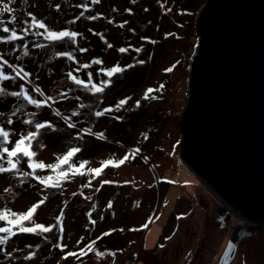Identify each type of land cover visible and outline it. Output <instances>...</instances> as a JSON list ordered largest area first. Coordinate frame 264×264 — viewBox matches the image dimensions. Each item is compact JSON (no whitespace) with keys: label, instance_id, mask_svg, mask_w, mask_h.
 I'll list each match as a JSON object with an SVG mask.
<instances>
[{"label":"rangeland","instance_id":"rangeland-1","mask_svg":"<svg viewBox=\"0 0 264 264\" xmlns=\"http://www.w3.org/2000/svg\"><path fill=\"white\" fill-rule=\"evenodd\" d=\"M5 3L16 9L14 14L18 18L13 24L10 19L13 13L5 12L0 16L10 28L19 30L24 27L22 21L31 20L27 16V12L31 11L57 30L67 27L83 33L82 37L76 38V43L49 42L45 47H50L47 49L50 58L47 59L42 52L43 47H32L40 37L30 32L20 41L27 44L30 57H23L22 50L11 52L13 46L0 44V52L6 53L5 58L10 63H21L33 73L27 81L18 79L27 88L31 89L33 83H40L54 98L61 89H72L64 95L72 107L71 121L75 127H69L64 122L62 112V116L52 112L53 106L60 111L62 109L57 99L38 110L31 105L24 108L25 112L37 111V120L47 119L56 125L55 130L47 126L42 129L39 139L46 147L38 149L41 158L46 163L54 162L56 156L53 153H63L76 146L80 151L72 160L86 159L92 166H99L101 160L119 159L129 149L139 147L140 152L135 155L129 153L124 163L108 166L99 175L69 173V179L56 180L58 188H45L34 177L23 185L11 176L8 181H0V206L7 202L14 209L26 210L27 206L41 198L40 193L43 192L48 200L40 207L38 222L56 225L49 232H17L3 247L9 251L16 249L13 256L19 259L6 258L0 251V264H219L228 248L233 227L241 222L249 226H258V223L243 218L228 206L199 179L181 156L183 133L180 122L188 102L192 61L200 46L196 25L207 0H135V3L132 0H100L98 4H93L92 0H5ZM85 3L89 4L88 9L79 7ZM56 4H60L59 10L55 8ZM127 8L133 11H125ZM81 12L85 13L83 17L68 23ZM97 12L103 15L95 20L87 19V16H95ZM122 21L128 23L121 27ZM0 34L5 33L0 30ZM108 44L112 47L109 48ZM128 45L132 47L128 48ZM78 47L88 51H74L75 61L55 54ZM120 47L127 48V51L120 52ZM137 47L141 48L140 52L135 51ZM93 57H99L104 64L92 62L89 67H82ZM139 60L144 63H134ZM117 62L121 66H133L112 77L113 82L102 94L103 99L101 94L77 88L67 78L69 69L75 74V69L80 67L76 75L86 79L91 71L93 79L99 82L107 77L96 69ZM169 67L172 70L165 72L164 69ZM49 68L53 70L51 74ZM5 71L11 69L6 67ZM37 75L39 81L36 80ZM5 85L17 90L10 81H5ZM149 87L153 92L145 98L144 92ZM125 96L130 99L123 107L113 108L100 117L94 115L96 110L116 104ZM7 99V103L0 101V110L11 112L20 106L16 98L9 96ZM136 100H140L139 106L135 104ZM81 103L83 108H79ZM73 109H78L79 114L74 115ZM116 116L122 119L117 120ZM23 119L24 116L17 113L12 127L31 130L22 124ZM4 120L5 117H0V122ZM84 127L91 131L76 137L75 131ZM95 132H102L106 138L94 136L92 133ZM142 133L147 134V139ZM26 161L27 158H24L21 167L31 171ZM36 171L40 175H54L51 169ZM101 181L110 183L102 184ZM9 182L12 189L4 193L3 189ZM109 201L112 202L111 207H108ZM62 209L65 213L63 234L59 222L55 220ZM222 209L229 212L226 223L222 221ZM90 212L96 221L94 227L88 220ZM101 216L103 219H100ZM3 223L0 222V225ZM24 223L30 226L27 221ZM85 224L89 227L85 228ZM108 229L115 231L101 236L95 245H89L92 251L85 248L86 255L79 252L90 238L94 239ZM81 236L85 239L77 244ZM61 242L68 247L61 250L54 246ZM37 244L39 248L35 247ZM95 249L104 254L97 255ZM29 251L36 256L27 259ZM64 252L75 255L64 257ZM233 256L230 264H264V230L258 229L242 238Z\"/></svg>","mask_w":264,"mask_h":264},{"label":"water","instance_id":"water-1","mask_svg":"<svg viewBox=\"0 0 264 264\" xmlns=\"http://www.w3.org/2000/svg\"><path fill=\"white\" fill-rule=\"evenodd\" d=\"M180 122L185 163L243 218L219 264L239 242L264 230V0H207L197 19ZM226 223L229 212L220 210Z\"/></svg>","mask_w":264,"mask_h":264},{"label":"snow or ice","instance_id":"snow-or-ice-1","mask_svg":"<svg viewBox=\"0 0 264 264\" xmlns=\"http://www.w3.org/2000/svg\"><path fill=\"white\" fill-rule=\"evenodd\" d=\"M135 3V0H132ZM93 4L100 3V0H92ZM0 5H4L0 7V16H3L5 12L13 13L11 16V22L15 24L17 22V16L14 14L16 9L9 6L5 3V0H0ZM60 4H56L55 8L57 10L60 9ZM84 9L89 8V4L85 3L79 5ZM147 10V9H145ZM167 10V9H166ZM127 12H132L131 8L125 9ZM85 15L84 12H81L79 16L74 17L72 21H69V24L74 23L76 20H79L80 17ZM103 13L97 12L95 16L89 15L87 19L95 20L98 17L102 16ZM27 16L31 17V20L24 19L22 21L24 27L21 29H17L16 27H9V24L4 20L0 19V30L2 33L0 34V44H7L11 47V52L15 53L18 50L21 51V55L23 57H30L31 53L26 43H20L23 40V37L29 34L31 31L37 37H44L49 42H68V43H76L77 37H82L83 33L77 32L72 30L71 28H63L57 30L56 28L52 27L48 23H46L44 18H38L33 12L28 11ZM127 21L120 22V26L123 27L127 24ZM30 25V27H29ZM43 29V31H40ZM130 31H135V29H129ZM89 31H94V29H89ZM170 35V33H168ZM104 38V37H102ZM105 42L107 43L106 38ZM141 39H150V37H141ZM155 43V41H152ZM32 47L34 48H41L44 47L42 44H33ZM108 47L111 48L112 45L108 44ZM132 45H128V48H131ZM142 47V46H141ZM79 52H87L88 49L84 47H78L73 51H64V52H56V56L60 57H67L70 60H77V57L74 55V51ZM120 52H126L127 48L120 47L118 49ZM136 52H140L141 48H135ZM6 53L0 52V101L4 103L8 102V97L11 96L16 98V103L19 104V107H16L14 111L7 112L0 110V117H5L3 122H0V181H8V177L11 176L13 179H16L19 184L23 185L26 180L30 181V178L34 177L36 181H39L41 185L45 188L49 187H59V184L56 183L57 179H69V173L73 175L79 174L84 175L87 173L89 176L95 173L97 175L101 174L102 170L106 169L108 166H118L124 163L125 160L129 158V153L135 155L136 153L140 152V148L137 147L135 149H129L128 152H125L122 157L119 159H111L105 158L100 161L99 166H92L89 160H80L74 161L72 158L76 153L80 151L79 147L72 146L69 147L63 153H53L56 156V160L54 162H45V159L41 158L38 149H44L46 145L39 139L42 136V129L47 126L48 128L55 130L56 125L50 120H37L36 117L38 115L37 111H30L25 112L24 108L26 105L33 106L34 109L38 110L47 105H50L54 99H66L67 97L64 95L65 92H71L72 89H61L59 93H57L56 97L52 94H48L44 87L41 86L40 83H33L31 89L25 86V83L18 82V79H22L27 81L30 76L33 75L32 72L26 69V66L21 63H10L8 59L5 58ZM19 60L20 57H17ZM92 62H96L99 64H104V61L101 60L99 57H93L91 61L85 62L82 67L87 68L91 65ZM134 63L143 64V60L134 61ZM132 64H124L121 66L119 62L111 66L99 67L96 71L99 74L105 75L106 79H101L99 82H96L93 79V73L89 71L87 73V78H81L78 75L73 74V71L69 69L67 73V78L71 80L77 88L83 89L92 94H101V99H103V93L105 92L106 88L112 84V77L118 73H122L125 69L132 67ZM10 68L11 71H5V68ZM174 67V66H173ZM172 68H165L164 71L168 72L171 71ZM53 70L51 68L48 69L49 74H51ZM75 72H80V67L75 69ZM36 80L39 81L40 77L37 75ZM5 81H10L12 85L16 86L17 90H11L9 86L5 85ZM55 85L53 84V88ZM160 87L162 88L163 85L161 84ZM153 92V89L149 87L144 92V97L149 98V94ZM31 93H35L33 95ZM39 97V98H38ZM77 100L80 99L79 96L76 97ZM130 98L125 96L122 99H119L116 104H110L107 107L100 108L94 112L96 117H100L104 115L106 112L111 111L113 108L119 109L125 105V103ZM135 104L139 106L140 100H136ZM84 104H80L79 108H83ZM52 112L56 116H62V113L59 108L52 107ZM17 113H21L24 116L22 121L23 125H27L31 130H25L23 127L17 130L13 125V117L16 116ZM73 114L78 115L79 110L73 109ZM115 119L120 120L122 117L116 116ZM64 122L69 127H75L76 125L72 123L71 117H64ZM7 125V126H6ZM90 128L84 127L80 128L79 131L75 132L74 135L76 137H80L81 133L90 132ZM94 136L98 138H106L102 132H95L92 133ZM141 135L147 139V134L142 133ZM35 141V144L33 142ZM24 158H27V165L31 169V171H25L22 167V161ZM62 165H68V167H62ZM44 169H51L54 170V175H40L37 174L36 170H44ZM102 184L110 183V181H101ZM90 186V185H89ZM12 189V184L9 182L8 186L3 189L4 193H8ZM75 195V193L73 194ZM39 199L35 202L31 203L30 206L26 207V210L22 208L10 207L7 202H5L2 206H0V222H4L0 225V251H3L4 256L6 258L12 259H19L18 257L13 256V252L16 249L11 251L6 250L5 247L11 241V238L15 236L17 232L19 233H37L39 231L42 232H49L52 228L56 225L54 224H45L43 222H38L37 215L40 211V207L45 204L48 200V196L45 195L43 192L40 193ZM66 203V202H65ZM112 202H108V207H111ZM65 213L63 209L60 211V214L55 217V220L59 222V228L61 234L64 233V224H63V217ZM103 219V216L100 217ZM151 219V218H149ZM88 220L91 226H95L96 221L92 218L91 212L88 214ZM24 221H27L30 226H27ZM85 228L89 227V224L84 225ZM143 227V225H141ZM115 231V229H108L107 231H103L100 235L95 236L94 239H89L83 247L79 249V252L82 255H86L85 248H88L89 251H92L93 248H89V245H95V242L101 238V236H106L109 233ZM123 231V229H121ZM45 240L48 239L47 236L44 237ZM84 236H81L76 243L80 244L82 240H84ZM55 247H59L61 250L67 248L68 245L64 243H58L54 245ZM31 247V245L29 246ZM35 247L39 248L40 245L37 244ZM96 254L102 256L104 253L95 249ZM111 251V250H109ZM64 257L68 255H75V253L71 252H64ZM112 255H115V252H112ZM36 256V253L29 251L27 253V259H32Z\"/></svg>","mask_w":264,"mask_h":264},{"label":"trees","instance_id":"trees-1","mask_svg":"<svg viewBox=\"0 0 264 264\" xmlns=\"http://www.w3.org/2000/svg\"><path fill=\"white\" fill-rule=\"evenodd\" d=\"M112 21V20H111ZM63 26V25H62ZM30 33L32 34V32L30 31ZM30 34V35H31ZM30 37H33V36H30ZM29 38V37H28ZM35 40H36V42H38V38H35ZM39 44H42V45H44V49L42 50V52L46 55V59H47V57L48 58H50V55H49V51H47V49L48 48H50L49 46H48V48H45L47 45H49V41H47L44 37H40V40H39V42H38ZM77 73H75V75H76ZM69 99H70V101L72 100V98L71 97H69ZM57 104L58 105H60L61 107H62V109H61V112L63 113V115L65 116V117H71V119L73 118V116H72V112H71V105H68V101L67 100H65V99H57ZM75 132H77V131H75ZM62 167H64V165H62ZM54 189V188H53ZM54 191L52 190V192L51 193H53Z\"/></svg>","mask_w":264,"mask_h":264}]
</instances>
